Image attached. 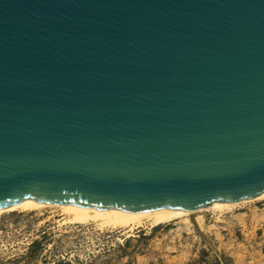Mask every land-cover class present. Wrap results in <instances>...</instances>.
Masks as SVG:
<instances>
[{"label": "water", "instance_id": "water-1", "mask_svg": "<svg viewBox=\"0 0 264 264\" xmlns=\"http://www.w3.org/2000/svg\"><path fill=\"white\" fill-rule=\"evenodd\" d=\"M263 193L264 0H0V210Z\"/></svg>", "mask_w": 264, "mask_h": 264}, {"label": "rangeland", "instance_id": "rangeland-1", "mask_svg": "<svg viewBox=\"0 0 264 264\" xmlns=\"http://www.w3.org/2000/svg\"><path fill=\"white\" fill-rule=\"evenodd\" d=\"M0 264H264V198L130 233L71 225L57 207L5 211Z\"/></svg>", "mask_w": 264, "mask_h": 264}, {"label": "bare ground", "instance_id": "bare-ground-1", "mask_svg": "<svg viewBox=\"0 0 264 264\" xmlns=\"http://www.w3.org/2000/svg\"><path fill=\"white\" fill-rule=\"evenodd\" d=\"M264 198V193L250 200H244L237 203L214 202L207 208L196 211H185L182 209L164 208L159 210H150L142 212H126L120 209L100 210L95 207H77L74 205H52L36 202L33 199H27L20 204L12 205L6 209H1L0 213L23 209L27 211L41 210L46 207H57L64 211L67 216V222L71 225L88 226L94 224L102 231H125L133 232L140 228H156L162 225L170 224L180 218H190L194 214H199L206 210L225 211L230 210L240 204L255 202Z\"/></svg>", "mask_w": 264, "mask_h": 264}]
</instances>
